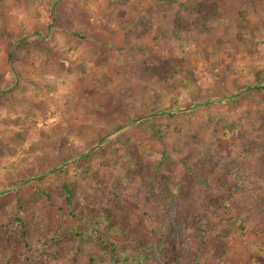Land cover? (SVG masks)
Segmentation results:
<instances>
[{"label": "rangeland", "instance_id": "obj_1", "mask_svg": "<svg viewBox=\"0 0 264 264\" xmlns=\"http://www.w3.org/2000/svg\"><path fill=\"white\" fill-rule=\"evenodd\" d=\"M181 4L213 11L209 34ZM162 33L171 40H156ZM160 60L176 70L167 83L149 73ZM260 70L264 0H0V214L25 205L36 247L71 226L62 185L85 211L117 192L127 200L116 220L141 243L166 223L172 243L203 264H264V87L251 88ZM152 109L160 114L131 126ZM192 159L211 182L183 173ZM3 241L0 229V264L18 260ZM57 248L55 264H108L79 238Z\"/></svg>", "mask_w": 264, "mask_h": 264}, {"label": "trees", "instance_id": "obj_2", "mask_svg": "<svg viewBox=\"0 0 264 264\" xmlns=\"http://www.w3.org/2000/svg\"><path fill=\"white\" fill-rule=\"evenodd\" d=\"M56 1L60 2V0ZM158 1L168 4H176L178 0ZM53 7V11H56V5H54ZM180 11L181 13H187V16H194L193 26L195 27L199 35L209 34L210 30L207 27V24L210 22L212 17H214V15L213 11L210 10L207 5H199L195 8H190L185 6L184 4H181ZM179 16L180 14L178 13L177 17L173 21L172 28L174 29V31L172 32V40L178 38L177 30H179V27L182 26L183 20ZM244 19L245 16H241V18L236 22L241 24L242 21H245ZM56 21L57 15L55 12L53 15V22L56 23ZM74 35L80 37L77 30H75ZM29 38L30 37H28V39ZM155 39L160 41L171 40L169 36H166L163 33L159 34V36H156ZM29 42L30 41H27V39L24 37L18 38L14 41L13 48L18 47V45L26 46ZM149 73L158 81L167 83L175 77L176 70L174 66H172L167 61L160 60L158 62V65L152 68ZM19 87V85L15 86L16 89H19ZM263 87L264 70H260L256 72L255 85L251 88L261 89ZM157 111L158 110L152 109L149 114L146 115V117H139V122H131V126L140 122L149 123L152 116L155 117L156 115L160 114ZM122 127L124 126L117 127L110 133L117 131ZM107 136H100L98 140L102 141L104 137ZM90 150H92V148H90L88 151ZM92 153L90 155H92ZM90 155L86 154L77 158L78 160L83 161L88 159ZM162 155L164 156V160L167 162L169 161V159H171L169 154L163 153ZM130 156L131 162H135L137 164L136 166L142 164L139 161L140 158L137 153L132 152ZM162 159L159 161V167L161 165V162H163ZM179 161L180 162L178 163L181 165V167H184L185 163L183 162V160L180 158ZM119 167H122V165H120ZM201 167V170H205L207 172L204 177L198 170L200 169V166L196 164L194 159H192L191 165L186 166V168L183 170V173L189 175L198 183L206 185L212 181L211 174L213 172L206 167ZM54 169V167L50 168L51 171H54ZM47 172L48 171H45L43 173ZM59 172H62V170H59ZM129 176L130 172L126 171L123 173L122 178L128 179ZM183 177L184 176L182 175L180 180L184 182L186 180H183ZM218 182L220 183L219 190L226 186L224 181ZM214 184H216L217 187V179L214 181ZM61 189L63 195L73 209L70 220L71 228L67 225H62L61 228L52 232L50 236H48V239H46L45 241L37 242L36 247H33L28 239V228L26 220L27 208L25 207V205L18 202L15 208H11L9 210H4L3 212H1L0 229L1 237L4 240L3 242L12 246L19 254L18 260H15L14 258V261H10L7 264H55L56 261L60 260L58 258L59 249L57 247H60L63 243V240L69 237L73 239L79 238V242H83L85 245H90L94 248H99L103 253V259L108 264H203L202 261L198 259V257L192 255L188 256L184 251L180 250L176 244L172 243L169 238V228L166 223H160V230L158 231L151 230L152 240L149 244L141 243L135 237H133L131 235L130 229L128 227L122 226L120 222L116 220V214L114 215L113 213V208L122 211L121 204L123 200H127L126 198H124V196L118 195L117 192H112V199L109 197L110 201H98V204L94 208H92V210L85 211L74 205V195L67 185H62ZM166 189L169 191L167 187ZM148 190L150 193L152 192L151 189ZM40 195H44L46 198L50 197V194L44 193L42 191L40 192ZM228 198L229 195H227L225 198H222L221 201L225 202L226 200H228ZM132 207L138 208L135 205H132ZM206 209L212 210L210 207ZM82 226H84V229L81 228ZM113 235H118L121 239H123L121 243H123L124 245H118L119 243L115 242ZM89 261L91 264H94L98 261V259L97 257H91Z\"/></svg>", "mask_w": 264, "mask_h": 264}]
</instances>
